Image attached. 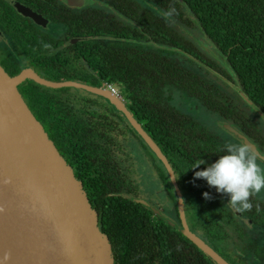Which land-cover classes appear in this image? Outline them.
Instances as JSON below:
<instances>
[{
	"label": "flooded vegetation",
	"instance_id": "obj_1",
	"mask_svg": "<svg viewBox=\"0 0 264 264\" xmlns=\"http://www.w3.org/2000/svg\"><path fill=\"white\" fill-rule=\"evenodd\" d=\"M125 1L127 3H124ZM139 9L152 20L156 19L160 23L163 19L173 30L180 29L181 33L201 49L197 41L189 36L190 30L196 28L182 23L178 25L175 17L166 10V6L157 0H0V64L12 76L29 70L43 80L57 84L45 85L32 78L20 82L18 88L29 108L34 93L38 89L46 90L51 97L73 101L66 106L72 108L76 112L73 114L77 116L68 118V122L80 117L94 128V135L89 141L93 144L90 150L92 155H86L85 161H82L80 155L68 144L64 147L68 153L66 160L73 171L79 169V175L85 177L83 162H87L89 174L102 179L109 191L139 199L140 201L135 200L136 203L147 207L153 217H158L180 232L185 222L191 232L218 250L231 264H264V192L251 198V211L239 213L228 204L227 194L218 193L204 179L194 178L197 180L194 186L187 183L186 179L181 177L178 168L180 159L176 158V152L163 148L157 128L152 131L143 121L136 119L130 109L132 99L124 93L122 80L104 72L106 66H115L118 63L124 71V49H154L151 43L155 41L158 33L154 30L151 33L146 32L142 22L128 15ZM196 31L199 37H203L199 29ZM170 55L171 58H178L180 62L182 58L190 63L188 57L179 56L176 51ZM193 64L202 73L206 88L215 95L228 96L231 100L230 106L235 110L226 109L223 105L224 98L221 97L219 105L208 107L197 96L173 84H154L155 91L165 104L187 119V127L182 132L184 136L180 135L182 140L178 144L182 145L180 148L188 154L189 151L194 154L198 162L204 161V164L191 172L204 169L224 154V145L230 141L220 132L218 124L235 141L245 143L243 137L247 138L261 154L257 155L258 159L264 161V117L259 116L250 104L241 103L235 94V85L231 78L208 70L196 62ZM64 82L81 83L91 89L74 84L60 85ZM108 85L114 87L115 92H112ZM172 89L186 99L196 102L209 114L208 122H203L171 105L169 95L165 92ZM79 98L98 101L96 104L92 102L94 106L86 105V108L78 111L79 105L76 103ZM116 103L130 112L146 137L136 131L131 120ZM64 108L65 106H62V109ZM238 110L247 113L256 127L241 126L236 121ZM46 117V120L51 122L49 116ZM106 120H109V123H106ZM190 122L197 128L193 129ZM41 124L44 128V123ZM99 124L107 125L102 128ZM235 131L241 136L238 137ZM192 139H199L198 142L202 144L200 150L194 151L191 146ZM203 141L207 142V145ZM184 158L190 159L188 155ZM72 159L79 164L72 163ZM80 165L84 170H80ZM79 175L77 177L81 180L89 202L98 213L95 208L100 203L90 195L89 189L85 188L84 179ZM204 193H208L211 198H205ZM197 196L201 198V220L194 216L193 200ZM97 217L101 230L109 238L112 250L110 233L103 229L99 213ZM112 255L115 264L113 251Z\"/></svg>",
	"mask_w": 264,
	"mask_h": 264
},
{
	"label": "trees",
	"instance_id": "obj_2",
	"mask_svg": "<svg viewBox=\"0 0 264 264\" xmlns=\"http://www.w3.org/2000/svg\"><path fill=\"white\" fill-rule=\"evenodd\" d=\"M157 1L166 6L178 25L182 23L199 29L206 42L211 44L214 55L202 47V50L198 49L180 29L173 30L163 19L160 23L156 19L152 20L139 9L128 15L142 22L146 32L154 30L158 33L151 43L154 49H124V71L118 63L106 66L104 72L122 80L124 93L132 99L130 109L136 119L143 121L152 131L158 129L160 144L163 148L176 152V158L180 159L178 168L181 177L194 186L197 180L191 171L198 161L194 154L190 151L188 154L178 144L182 140L180 135L184 136L182 132L187 127V119L165 104L155 91L154 84H173L197 96L208 107L219 105L221 97L224 98L223 105L226 109L235 110L230 106L228 96L215 95L206 88L200 70L183 64L178 58H171L170 54L176 51L179 56L188 57L191 64L196 62L208 70L231 78L235 94L241 103L250 104L259 116L264 117V0H183V3L178 0ZM51 96L46 90L38 89L31 99L30 109L36 119L44 123L45 131L65 159L68 153L64 147L68 144L85 161L93 147L89 141L94 135V128L80 117L68 122V118L77 116L73 114L76 112L72 108L66 106L73 101ZM89 100L79 98L76 103L79 105L78 111L86 108V105L94 106L98 101ZM62 106L65 108L62 109ZM238 114L236 121L241 126L256 127L247 113L238 110ZM46 116H49L51 122L46 120ZM105 122L109 123V120ZM99 125L104 128L107 124ZM190 125L193 129L197 128L192 122ZM191 141L194 151L202 148L199 139ZM203 142L207 145V142ZM91 155L92 153L90 157ZM185 155L190 159L186 160ZM72 163L79 164L74 159ZM83 163L85 177L79 175V169L73 172L76 177L79 175L84 179L85 188L100 203L95 209L100 214L103 229L110 233L115 264H217L179 230L158 217H153L151 211L136 203L133 197L109 191L102 179L89 174L88 163ZM80 170H84L82 165ZM193 202L194 216L201 220V198L197 196ZM214 250L218 252L215 248Z\"/></svg>",
	"mask_w": 264,
	"mask_h": 264
},
{
	"label": "water",
	"instance_id": "obj_3",
	"mask_svg": "<svg viewBox=\"0 0 264 264\" xmlns=\"http://www.w3.org/2000/svg\"><path fill=\"white\" fill-rule=\"evenodd\" d=\"M198 44L214 55L209 42ZM26 78L57 85L29 70L12 76L0 64V264H114L109 238L81 180L18 88ZM65 84L91 89L77 82L60 83ZM116 106L146 137L130 112L119 103ZM243 141L261 156L247 138ZM178 196L181 201L179 192ZM180 230L214 262L230 264L185 222Z\"/></svg>",
	"mask_w": 264,
	"mask_h": 264
},
{
	"label": "clouds",
	"instance_id": "obj_4",
	"mask_svg": "<svg viewBox=\"0 0 264 264\" xmlns=\"http://www.w3.org/2000/svg\"><path fill=\"white\" fill-rule=\"evenodd\" d=\"M45 47H49L45 45ZM213 163L203 170L194 173L195 179H204L218 193L228 195V204L236 212L243 213L252 210L251 198L264 191V166L258 162V157L251 148L242 142H228ZM201 160L193 168H198ZM210 199L208 193L203 194Z\"/></svg>",
	"mask_w": 264,
	"mask_h": 264
},
{
	"label": "rangeland",
	"instance_id": "obj_5",
	"mask_svg": "<svg viewBox=\"0 0 264 264\" xmlns=\"http://www.w3.org/2000/svg\"><path fill=\"white\" fill-rule=\"evenodd\" d=\"M196 30H194V29L190 30L189 36L198 42L201 40L202 41L205 40L202 36L199 37V33ZM200 35H201V33H200ZM173 57H176V55H173ZM180 59L182 60V62L184 61L182 58H180ZM183 63L188 64L192 67H196L195 64H190V63H187L186 61H184ZM165 93H166V95H169L168 96L169 97V103L171 105L178 107L179 109L183 110L184 112H187V113L195 116L196 118L202 120L203 122H208V120L210 119L209 114L204 112L203 109H201L196 102L186 99L183 95H181V93L177 92L176 90L172 89L170 92L166 91ZM217 126H218L219 130H221L220 132H222L223 135L227 138V140H229L232 143H239L240 142L238 140L235 141L233 138H231L229 135H227L223 131V129L221 128V126L219 124ZM258 162L262 166H264V161L258 159Z\"/></svg>",
	"mask_w": 264,
	"mask_h": 264
},
{
	"label": "built area",
	"instance_id": "obj_6",
	"mask_svg": "<svg viewBox=\"0 0 264 264\" xmlns=\"http://www.w3.org/2000/svg\"><path fill=\"white\" fill-rule=\"evenodd\" d=\"M108 87L110 88V90H112V92H115V88L112 87L111 85H108Z\"/></svg>",
	"mask_w": 264,
	"mask_h": 264
}]
</instances>
